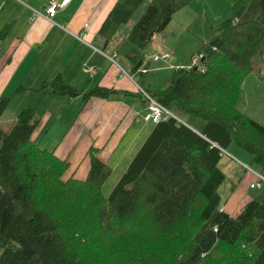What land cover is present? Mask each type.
<instances>
[{
    "label": "trees",
    "instance_id": "obj_1",
    "mask_svg": "<svg viewBox=\"0 0 264 264\" xmlns=\"http://www.w3.org/2000/svg\"><path fill=\"white\" fill-rule=\"evenodd\" d=\"M190 1L148 0L125 37L132 74L147 73L148 42ZM142 2L113 1L97 30L104 43ZM227 2L231 14L199 48L198 68L174 67L161 88L141 86L177 119L153 122L109 195L102 189L111 169L92 146L85 179L62 178L66 160L30 140L40 120L34 106L0 128V264H264V184L232 217L219 194V163L231 145L264 172V126L238 108L245 76L264 62V0ZM62 80L57 74L38 91L66 99L116 91H79ZM125 94L147 102L139 89ZM9 100L0 96V118ZM175 112L203 127L193 130Z\"/></svg>",
    "mask_w": 264,
    "mask_h": 264
},
{
    "label": "crops",
    "instance_id": "obj_2",
    "mask_svg": "<svg viewBox=\"0 0 264 264\" xmlns=\"http://www.w3.org/2000/svg\"><path fill=\"white\" fill-rule=\"evenodd\" d=\"M49 1L0 0V30L7 27L6 37L0 39V95L9 94V88L14 95L18 94L16 87L21 85L27 95L32 94L31 98L40 96L47 103L41 110L44 116L30 135L38 145L40 141L34 138L37 139V135H42L43 131L47 132L53 120H65V131L54 148L44 146L41 149L51 150L57 157L66 160L67 179H85L90 158L87 150L91 146L98 151L96 157L111 169L110 177L115 168L124 169L153 127L150 120L144 119L146 109L143 99L125 94L133 95L141 86L133 89L135 86L128 78H124L112 65L109 66L111 60L108 57L112 53L117 57L120 50V44L115 43V35L104 43L97 32L115 0H61L66 1L64 8L57 10L50 20L42 16L31 19L33 12L43 11ZM122 33L124 35L125 31ZM97 52L99 57H94ZM83 66L92 68V71L84 72ZM125 67L130 70L128 65ZM149 67H154V64L149 63ZM136 73L130 71L133 76ZM57 74L61 75L65 85L79 91L85 92L97 85L116 91L109 94L107 99H81L78 96L66 99L64 96H51L46 89L38 91L44 81L52 80ZM195 119H189L188 126L200 131L203 123ZM230 148L239 149L235 145ZM225 154L228 156L227 152ZM239 155L240 160L248 163V154L239 152ZM242 163L241 166L244 165ZM227 169L223 182L231 187L226 185L225 195L221 194V209L232 217L250 199L247 196L248 185L256 177L253 170H243L239 165H231ZM235 180L236 190L233 185Z\"/></svg>",
    "mask_w": 264,
    "mask_h": 264
},
{
    "label": "rangeland",
    "instance_id": "obj_3",
    "mask_svg": "<svg viewBox=\"0 0 264 264\" xmlns=\"http://www.w3.org/2000/svg\"><path fill=\"white\" fill-rule=\"evenodd\" d=\"M147 2L148 0H143L142 6L133 12L129 22L120 26V29L122 30H117L118 32L115 34L114 40L115 43L118 45L120 44L118 48L120 49L119 54L117 57H114L115 63L109 61V66L112 65L119 73L122 74L124 78L129 79L128 81L132 84V86H135L133 89L138 88L139 85L146 87L148 84L157 88L164 86L167 83V77L173 70L170 68V66H188L191 56L195 54L198 55L197 52L199 48H201L204 42L208 41L212 37L216 26L219 25L220 22H223L231 14L227 0H191L186 6H184V8L179 9L172 14L173 16L170 23H167L163 31L152 36L145 50V55H157L160 52L168 51L169 54L172 55V60L168 62L169 64L150 62L154 64V67H150L146 74L143 75L137 72L133 76L130 74L131 70L125 67L128 65L131 69V63L125 56L129 53L128 49L132 48L131 45L125 43V37H127L128 31H130L129 29L132 27V24L138 20L139 14L144 11ZM122 31H125L124 35ZM99 52H97L94 57H99ZM9 90L10 88L8 89V92H10L9 94H2L3 96L10 97V100L7 108H5L2 113V117L0 118V128L3 130L8 129L11 122L15 120L16 113L24 107H29V105L34 106L35 112L40 115V119L44 116L41 110L47 106V103L41 100L40 96L31 98L32 94L27 95L28 93H25L24 91L14 95V93ZM0 91H2V88H0ZM242 92V98L238 102V108L253 121H257L264 126V62L258 63V66L254 68L251 73H248L245 76ZM175 114L176 116H180V118L186 123L189 122V119H194H187L188 117H185V115L182 117V114L180 115L178 112H175ZM46 117L47 116H45L44 119ZM55 120H53L52 126L51 123L49 124V129L47 132L43 131L42 135H37V139L34 138V140L40 141V148L44 146H47L48 148H54V146L59 141V137L61 136L62 132L65 131V120L58 118ZM195 120L201 124L203 123V121L201 122L198 119ZM38 123H40V120ZM150 123L154 124L151 121ZM239 152L246 153L241 149L232 150V148H229L227 150L228 156H226V154L221 156L219 167L222 172L228 173L227 171L229 169H227V167H230L231 165L241 166L240 163L243 161L240 160L241 157ZM235 159L239 160L240 162L238 163ZM128 161L126 162L124 169L127 166ZM246 162L248 163H243L246 166L251 167L253 171H256L255 165L252 162V158H247ZM123 170H120L119 168H115L113 170V174H111V176L105 181V184L103 185L104 189L102 190H104V195H109L112 186L118 181L119 175H121ZM65 177L66 175L64 173L62 178L67 179V177ZM236 184L237 180H235L233 183V185H235L234 190L237 189ZM226 185L231 187V185L229 186L227 182H223L219 190L220 196L224 193ZM258 191H260V189H251L248 185L247 196H249V198L254 197L258 194Z\"/></svg>",
    "mask_w": 264,
    "mask_h": 264
},
{
    "label": "built area",
    "instance_id": "obj_4",
    "mask_svg": "<svg viewBox=\"0 0 264 264\" xmlns=\"http://www.w3.org/2000/svg\"><path fill=\"white\" fill-rule=\"evenodd\" d=\"M66 1H61V0H51L48 2V4L45 6L46 8L43 11H34L33 14L31 15V19H33L34 17H39L42 16L44 18H47L48 20H50L52 18V16L54 15V13L57 12V10L59 9H63L65 6ZM84 26H87V24H84ZM76 38H79V36H76ZM143 66L146 63H150V62H156V63H163V64H169L168 62H170L171 60V55H169L168 52H160L159 54L155 55H143ZM115 57V53H112L108 58L115 63L114 60ZM203 58V54L199 53L198 55H192L191 59L189 61L188 66H193V67H197L198 68V64L199 61ZM170 66V65H169ZM170 68H174L170 66ZM82 70L84 72H91L92 68L90 67H86L83 66ZM138 71L141 72H146V70L143 69V67H140L137 69ZM148 70V69H147ZM139 91L142 93V95L145 97L146 99V103H145V109H146V115L144 116L145 121H152L154 123H156L157 121H162L163 119H166L168 117H171L173 119H177V117H174V115L171 113V111L167 108H165L163 105L161 106L159 104V102L151 97L150 95H147L146 93H144L143 89L139 87ZM224 152V151H223ZM243 170H248V171H252V169L248 166H246L245 164L240 166ZM253 174L255 175L256 179L254 182L249 183V188L251 189H260L262 187V183H264V172H258L255 173L254 171H252Z\"/></svg>",
    "mask_w": 264,
    "mask_h": 264
},
{
    "label": "water",
    "instance_id": "obj_5",
    "mask_svg": "<svg viewBox=\"0 0 264 264\" xmlns=\"http://www.w3.org/2000/svg\"><path fill=\"white\" fill-rule=\"evenodd\" d=\"M194 69H196V67H194Z\"/></svg>",
    "mask_w": 264,
    "mask_h": 264
}]
</instances>
